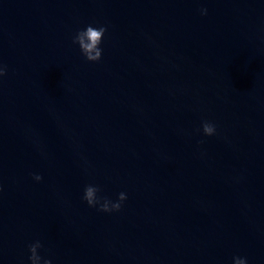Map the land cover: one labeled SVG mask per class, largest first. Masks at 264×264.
Returning <instances> with one entry per match:
<instances>
[{"label": "water", "instance_id": "obj_1", "mask_svg": "<svg viewBox=\"0 0 264 264\" xmlns=\"http://www.w3.org/2000/svg\"><path fill=\"white\" fill-rule=\"evenodd\" d=\"M0 65V264H264V0H0Z\"/></svg>", "mask_w": 264, "mask_h": 264}, {"label": "clouds", "instance_id": "obj_2", "mask_svg": "<svg viewBox=\"0 0 264 264\" xmlns=\"http://www.w3.org/2000/svg\"><path fill=\"white\" fill-rule=\"evenodd\" d=\"M199 11L201 16L207 15L206 8H201ZM106 31L107 29L104 26L94 27L90 24L75 34L72 43L78 45L79 51L86 62L97 63L100 61L102 56L100 45ZM6 71V67L0 65V77L5 76ZM197 131L202 132L206 137H210L216 134V126L211 122L204 121ZM33 179L39 182L41 176L35 175ZM99 192L98 186L87 185L84 189L83 201L88 207L97 208L98 211L103 213L120 211L123 202L127 198L126 194L121 192L118 194L116 201L112 202L108 198L99 197ZM41 248L42 244L39 241H35L28 246V264H52L50 259L44 258L39 254ZM233 264H246V260L233 257Z\"/></svg>", "mask_w": 264, "mask_h": 264}]
</instances>
